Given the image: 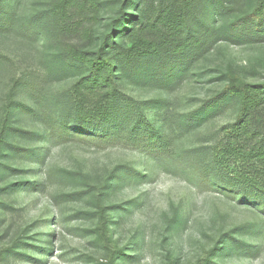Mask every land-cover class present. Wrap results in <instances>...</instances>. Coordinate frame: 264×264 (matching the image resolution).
<instances>
[{
    "label": "rangeland",
    "instance_id": "374dc122",
    "mask_svg": "<svg viewBox=\"0 0 264 264\" xmlns=\"http://www.w3.org/2000/svg\"><path fill=\"white\" fill-rule=\"evenodd\" d=\"M107 1L100 0L99 33L117 10ZM21 2L24 24L51 0ZM0 48L18 75L30 67L25 57L38 64L29 43L22 47L8 38ZM38 49L54 53L44 41ZM229 66L250 83H264V44L218 43L175 89L129 88L127 94L142 104L162 102V109L139 111L143 131L161 136L151 142L66 135L52 132L47 120L16 116L15 128L37 138H20L15 144L21 157L9 151L1 161L0 187L17 189L0 196V264H109L119 250L126 258L117 264H264V201L220 187L201 157L215 133L234 121V110L198 126L187 122L223 90ZM4 72L0 96L13 76L11 68ZM72 81L34 94L65 91ZM124 169L119 182L108 186L113 173ZM117 208L123 211L115 213ZM232 237L235 245L221 242ZM216 247L223 251L212 254Z\"/></svg>",
    "mask_w": 264,
    "mask_h": 264
},
{
    "label": "trees",
    "instance_id": "16d2710c",
    "mask_svg": "<svg viewBox=\"0 0 264 264\" xmlns=\"http://www.w3.org/2000/svg\"><path fill=\"white\" fill-rule=\"evenodd\" d=\"M21 1L0 0V41L13 38L22 47L29 43L38 54V64L25 57L30 67L25 75H18L9 65L12 58L0 48V76L6 74L4 67L8 74L10 68L13 71L0 96V170L8 157L5 152L15 151L21 157L23 152L15 144L20 138H37L15 128L20 114L47 120L52 132L66 135L139 144L145 137L151 142L161 136L143 131L139 111L162 109V102L142 104L127 94L129 88L175 89L218 43L264 44V0H110L106 6L112 4L117 10L101 33L96 30L100 0H51L44 13L32 15L24 24L18 16ZM43 41L54 53L39 52ZM224 77L223 90L204 101L187 122L198 126L208 117L234 110V121L215 133V141L201 157L220 187L261 202L264 83L248 82L232 66ZM69 79L73 81L65 91L45 92L41 98L34 94ZM125 169L115 171L108 186L113 188ZM4 180L0 174V184ZM16 189V185L0 187V196ZM229 241L235 245L233 237L221 242ZM215 251L220 253L223 247L212 254ZM125 258L119 250L110 254L108 263Z\"/></svg>",
    "mask_w": 264,
    "mask_h": 264
}]
</instances>
